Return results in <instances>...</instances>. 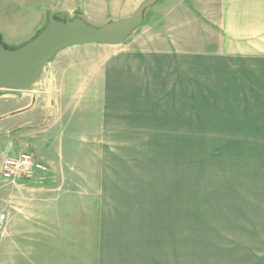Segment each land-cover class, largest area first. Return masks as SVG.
<instances>
[{"label": "crops", "instance_id": "1", "mask_svg": "<svg viewBox=\"0 0 264 264\" xmlns=\"http://www.w3.org/2000/svg\"><path fill=\"white\" fill-rule=\"evenodd\" d=\"M134 1L0 0L25 10L0 33L31 37L51 8L100 25ZM44 68L40 90L0 92V131L96 129L95 264H264V0H157L122 43Z\"/></svg>", "mask_w": 264, "mask_h": 264}, {"label": "rangeland", "instance_id": "2", "mask_svg": "<svg viewBox=\"0 0 264 264\" xmlns=\"http://www.w3.org/2000/svg\"><path fill=\"white\" fill-rule=\"evenodd\" d=\"M47 1L31 0L28 5L36 10ZM139 2L134 1L131 13ZM8 6L9 9H0V29L1 25L10 29L15 27L16 18L8 14L25 13L12 2ZM76 13L81 14L79 10ZM60 15H57L60 19L65 17ZM23 26L26 24L22 23L19 29ZM37 32L34 31L31 37ZM0 35L1 42L8 47H16L31 38L25 41L12 38L4 31ZM46 66L47 63L41 72ZM41 72L32 85L37 86V90H40ZM29 90L0 92L13 93L20 100L24 98L23 94H30ZM16 118L17 128L11 131L10 139L7 132L0 131V159L12 153L30 151L47 165L48 172L44 176L9 182L0 178V208L7 214L0 239V264H95L100 202L96 129L79 127L77 122H71L70 129L56 127L43 133L24 117Z\"/></svg>", "mask_w": 264, "mask_h": 264}, {"label": "water", "instance_id": "3", "mask_svg": "<svg viewBox=\"0 0 264 264\" xmlns=\"http://www.w3.org/2000/svg\"><path fill=\"white\" fill-rule=\"evenodd\" d=\"M156 1L142 0L130 15L100 25L91 24L81 16L50 9L44 27L23 44L6 47L0 40V89H30L47 61L69 45L122 43L142 24L145 10ZM61 13H65L63 19L57 17Z\"/></svg>", "mask_w": 264, "mask_h": 264}, {"label": "built area", "instance_id": "4", "mask_svg": "<svg viewBox=\"0 0 264 264\" xmlns=\"http://www.w3.org/2000/svg\"><path fill=\"white\" fill-rule=\"evenodd\" d=\"M48 172L46 164L37 160L32 152L22 151L0 159V178L4 182L27 179L35 175L44 176ZM7 221L6 212L0 208V239Z\"/></svg>", "mask_w": 264, "mask_h": 264}, {"label": "trees", "instance_id": "5", "mask_svg": "<svg viewBox=\"0 0 264 264\" xmlns=\"http://www.w3.org/2000/svg\"><path fill=\"white\" fill-rule=\"evenodd\" d=\"M75 15H80V14H77V13H76V14H74V16H75ZM0 40H1V35H0ZM4 45H5L6 47H8L7 44L4 43Z\"/></svg>", "mask_w": 264, "mask_h": 264}]
</instances>
